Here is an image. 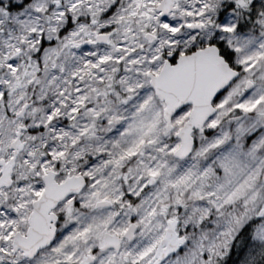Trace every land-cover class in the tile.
Instances as JSON below:
<instances>
[{
    "label": "snow or ice",
    "instance_id": "6c2138e0",
    "mask_svg": "<svg viewBox=\"0 0 264 264\" xmlns=\"http://www.w3.org/2000/svg\"><path fill=\"white\" fill-rule=\"evenodd\" d=\"M0 264H264V0H0Z\"/></svg>",
    "mask_w": 264,
    "mask_h": 264
}]
</instances>
